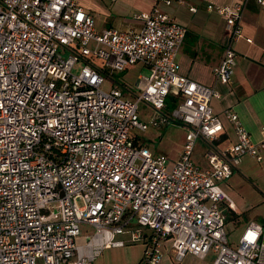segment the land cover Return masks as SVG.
I'll return each instance as SVG.
<instances>
[{
  "label": "built area",
  "instance_id": "obj_1",
  "mask_svg": "<svg viewBox=\"0 0 264 264\" xmlns=\"http://www.w3.org/2000/svg\"><path fill=\"white\" fill-rule=\"evenodd\" d=\"M173 2L195 10L189 0H156L135 16L138 28L98 29L76 0H0V264H90L104 248L137 241L136 264H158L167 240L177 262L189 252L213 254L206 264H264V223L249 221L231 241L233 203L220 184L243 156L264 159V127L254 140L227 109L235 141L215 145L224 123L211 100L220 93L180 71L187 28L159 6ZM244 5L207 4L230 41L243 36ZM235 64L229 42L214 79L231 83ZM134 65L148 72L132 98L102 87L104 67ZM140 101L152 111L145 119ZM174 120L186 128L177 158L134 133ZM198 139L209 143L205 166L192 159Z\"/></svg>",
  "mask_w": 264,
  "mask_h": 264
},
{
  "label": "crops",
  "instance_id": "obj_2",
  "mask_svg": "<svg viewBox=\"0 0 264 264\" xmlns=\"http://www.w3.org/2000/svg\"><path fill=\"white\" fill-rule=\"evenodd\" d=\"M76 1L86 11L90 12L95 20L94 6L99 7L98 3H87L81 0ZM230 2L231 0H189V4L195 6L194 11L188 9V3L181 4L173 2L168 6L159 3L163 11L187 28L185 38L177 53L180 71L196 81L215 85L220 93L218 97L211 100L215 113L221 117L224 123L219 137L213 141L218 147H225L235 141L233 125L224 116L227 109H232L238 114L240 121L254 140H260L262 138V128L264 127V7L257 3L256 0H245L243 14L240 20L243 36L230 41L225 29L224 18L217 11L207 8L208 3L226 5ZM134 3L136 4L133 5L131 14L124 16L121 12L123 9L120 7L121 10L117 12V15L115 13L111 15L107 12V17L101 23V27H96L98 29L107 27H115L118 29H126L129 27L138 28L141 23L135 16L151 9L155 5L156 0H135ZM176 5L185 7L189 12V17L183 10L175 9L174 6ZM117 21H122L127 26L117 27L115 26V22ZM95 25H97L96 20ZM188 36L189 49L186 48L185 44V39ZM245 38H250L251 42H248ZM229 42H231L236 52V64L233 68L231 83L224 84L214 79L212 67L220 61L223 50ZM188 66L189 73L187 70ZM199 140L205 142L203 139ZM206 144V148L201 147L200 151L195 152L198 149L195 143L193 149L192 159L200 166H205L207 163L206 152L209 149V143L206 142ZM245 157L243 156L240 162ZM256 161L261 162L257 159ZM239 164L235 169H238ZM220 184L231 198L232 193L225 187L228 183ZM232 203L233 206L227 212L228 220L233 214L236 216L239 212L233 200ZM249 221L259 220L250 219L246 224ZM260 222L264 223V221ZM169 250L172 251L171 264H179L180 262L174 259L173 249L170 241L167 240L164 243L163 251L166 253ZM166 257L170 259L168 254Z\"/></svg>",
  "mask_w": 264,
  "mask_h": 264
},
{
  "label": "rangeland",
  "instance_id": "obj_3",
  "mask_svg": "<svg viewBox=\"0 0 264 264\" xmlns=\"http://www.w3.org/2000/svg\"><path fill=\"white\" fill-rule=\"evenodd\" d=\"M87 3L96 2L99 7L94 6V16L97 22L96 26L101 27V23L107 17V12L111 15H117L121 11L124 16L131 14L135 0H81ZM175 9L183 10L189 17V12L183 6L176 5ZM173 8V9H174ZM127 9V10H126ZM121 22V23H120ZM115 22L117 27H125L126 23L122 21ZM192 40V39H191ZM186 48L189 49V36L185 39ZM95 63L101 65L100 61L94 60ZM189 73V66L187 67ZM111 72V73H109ZM148 70L142 66H130L122 71H110L109 68L104 67L103 74L105 81L102 84L103 88L110 86H118L123 90V94L132 98V93L137 91L135 84L136 77L139 73H147ZM170 105L169 107H172ZM151 108L145 102L138 103V114L141 119L147 118L151 113ZM186 128L179 121H170L169 123L161 124L158 127L150 126L144 131L134 130V133L139 138L140 142L145 144L153 152H161L166 154L169 158H177L179 152L182 150ZM197 150L201 147L206 148V142L201 140L196 141ZM196 158V157H195ZM230 182V183H229ZM221 183H228L226 189H229L231 198L238 208V214L226 219V229L229 232L231 241L236 242L243 226L250 219L264 221V161L258 162L256 159L246 156L242 159L238 169H235L232 175L222 181ZM79 205L82 201L78 200ZM82 230L85 228L81 225ZM126 237V235H124ZM144 244L141 241L129 242L120 247H108L102 249L101 253L95 257L90 264H134L139 260ZM164 258L159 264H171L172 251L169 250L164 253ZM170 256V259L167 256ZM174 255V254H173ZM213 254H208L204 257L187 252L179 264H206L213 259ZM174 262V261H173Z\"/></svg>",
  "mask_w": 264,
  "mask_h": 264
},
{
  "label": "trees",
  "instance_id": "obj_4",
  "mask_svg": "<svg viewBox=\"0 0 264 264\" xmlns=\"http://www.w3.org/2000/svg\"><path fill=\"white\" fill-rule=\"evenodd\" d=\"M173 104H174V99L171 96L168 97V99H167V105L170 106V105H173ZM231 213L233 214V211L232 210H231ZM233 216H235V214H233Z\"/></svg>",
  "mask_w": 264,
  "mask_h": 264
}]
</instances>
